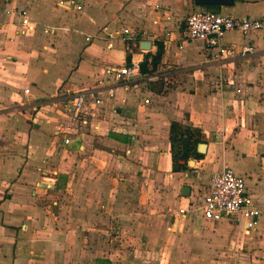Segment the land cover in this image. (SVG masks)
Masks as SVG:
<instances>
[{
	"label": "crops",
	"instance_id": "1",
	"mask_svg": "<svg viewBox=\"0 0 264 264\" xmlns=\"http://www.w3.org/2000/svg\"><path fill=\"white\" fill-rule=\"evenodd\" d=\"M60 1L0 0V264H126L111 244L121 236L167 264H228L225 255L264 264V30L225 34L234 53L213 59L181 28L196 11L258 18L264 0H74L79 10ZM245 45L252 53L241 56ZM129 62L156 80L112 100L89 97L80 125L75 94ZM171 123L196 132L201 155L180 172L171 170ZM223 168L244 180L259 212L253 230L239 215L201 217Z\"/></svg>",
	"mask_w": 264,
	"mask_h": 264
},
{
	"label": "built area",
	"instance_id": "2",
	"mask_svg": "<svg viewBox=\"0 0 264 264\" xmlns=\"http://www.w3.org/2000/svg\"><path fill=\"white\" fill-rule=\"evenodd\" d=\"M58 6L75 10L80 8L74 0L60 1ZM22 22L26 23L24 20ZM181 28L185 40L201 42L213 59H219L222 55L234 53L233 46L228 48L223 46L222 41L225 34L234 32L246 36L251 32L264 30V14L255 19H238L212 11H196L189 13L183 19ZM122 34H127V30H123ZM107 47L110 48V44ZM250 53H252L251 46L239 47V55ZM103 72V79L98 80L93 89L77 92L71 101L72 115L82 126L87 125L82 116V108L89 97L93 98L103 92L106 99L112 100L118 91L122 93L137 91L156 80L155 75L142 73L138 62H129L115 68L106 67ZM24 94H27V90H24ZM96 103L103 105L104 101L97 98ZM111 112L115 113L114 109ZM70 131L71 127L60 130L63 134L61 140L63 145L69 143L66 136ZM199 210L201 217L211 222L239 215L242 226L247 231L256 227L259 218V212L252 206L246 194L243 178L229 168H223L209 179L208 191L202 198ZM182 212L183 210L178 211L179 214Z\"/></svg>",
	"mask_w": 264,
	"mask_h": 264
},
{
	"label": "trees",
	"instance_id": "3",
	"mask_svg": "<svg viewBox=\"0 0 264 264\" xmlns=\"http://www.w3.org/2000/svg\"><path fill=\"white\" fill-rule=\"evenodd\" d=\"M140 70L142 73H145L144 64H141ZM194 132L195 131H192L188 128H181L177 124H170L169 152L172 172H180L185 170L186 162L190 158H201V155L195 153V145L197 143L196 139L192 141L189 139L190 135Z\"/></svg>",
	"mask_w": 264,
	"mask_h": 264
},
{
	"label": "rangeland",
	"instance_id": "4",
	"mask_svg": "<svg viewBox=\"0 0 264 264\" xmlns=\"http://www.w3.org/2000/svg\"><path fill=\"white\" fill-rule=\"evenodd\" d=\"M128 237L124 238V242H123L122 236L119 237L120 242H118L119 239H115V238H112L114 240H112L111 242L113 250H115L117 253L122 252L123 259L121 260L123 262L130 261L129 263H126V264H167L166 262L162 263L161 260H159L158 258H155L154 255L151 254L150 251H147L148 249L146 245L145 244L142 245L138 239H136L137 241L134 242L133 237L132 238L131 237L128 238ZM144 252H148V253H144ZM225 258L226 259L223 260L224 262H227L229 260L228 264H234L233 259L232 260L228 259L229 257H227L226 255H225ZM189 263H191L190 260H186L183 258L177 259V260L169 259L168 261V264H189ZM216 263L220 264V260H218L217 257H214V259H210L208 261V264H216ZM195 264H202V263L198 261V262H195Z\"/></svg>",
	"mask_w": 264,
	"mask_h": 264
},
{
	"label": "water",
	"instance_id": "5",
	"mask_svg": "<svg viewBox=\"0 0 264 264\" xmlns=\"http://www.w3.org/2000/svg\"><path fill=\"white\" fill-rule=\"evenodd\" d=\"M232 4V0H192V5L195 7H226ZM145 47H148V44H145ZM204 146L199 145L197 147V152L201 153Z\"/></svg>",
	"mask_w": 264,
	"mask_h": 264
}]
</instances>
